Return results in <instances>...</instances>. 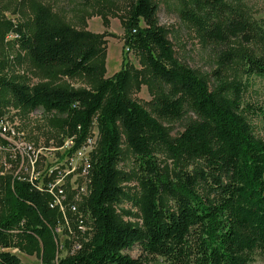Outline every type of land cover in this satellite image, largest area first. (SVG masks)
I'll return each mask as SVG.
<instances>
[{
  "label": "trees",
  "instance_id": "trees-1",
  "mask_svg": "<svg viewBox=\"0 0 264 264\" xmlns=\"http://www.w3.org/2000/svg\"><path fill=\"white\" fill-rule=\"evenodd\" d=\"M181 2L182 18L204 44L219 47L222 66L236 64L246 74L264 78V24L252 17L245 0ZM124 26L127 47L163 86L152 114L127 96L126 68L102 77L97 62L104 51L96 35L58 22L49 9L39 8L32 31L17 37L36 64L63 68L68 76L98 77L97 87L29 86L6 78L0 79V87L20 106L52 116V125L73 137L71 151L84 144L94 126L98 137L90 160L89 195L78 213L85 230L78 215L69 213L64 256L57 229L65 223L50 208L49 196L30 182L0 176L5 203L0 264H22L9 250L15 233L36 246L42 264H147L127 253L135 245L146 258L160 256L167 264H253L256 255H264V141L242 113L241 88L223 82L212 91L205 79L176 59L154 0H130ZM187 111L196 119L178 135L160 122L180 120ZM123 143L145 174L154 172L159 155L180 165L177 187L143 179L141 225L124 222L115 211L125 194L121 182L127 180L117 168Z\"/></svg>",
  "mask_w": 264,
  "mask_h": 264
},
{
  "label": "rangeland",
  "instance_id": "rangeland-1",
  "mask_svg": "<svg viewBox=\"0 0 264 264\" xmlns=\"http://www.w3.org/2000/svg\"><path fill=\"white\" fill-rule=\"evenodd\" d=\"M154 1L158 6L159 24L165 30L176 59L205 79L212 91L217 92L223 82H228L232 88L240 87L242 113L257 139L264 141V78L246 74L242 66L236 64L222 66L219 47L204 44L194 27L182 18L181 0ZM129 3L130 0H0V79H11L29 86L88 90L97 87L98 77L85 74L68 76L63 68L51 69L36 64L28 51L18 43L17 37L22 35V31H32L37 10L47 8L56 21L98 37L104 51L97 62L102 68V77L111 78L126 68L130 72L127 96L152 114L153 100L163 86L152 78L140 55L126 45L124 22ZM245 3L252 17L264 24V0H245ZM51 118L41 109L32 110L20 106L8 90L0 87V126L7 128L4 134H0V158H4L6 152L10 155L13 150L6 141L27 143L33 146L34 152H42L49 147L62 149L63 143L70 141L67 135L52 125ZM195 119L187 111L180 120L160 122L174 136ZM96 130L94 126L93 132L96 133ZM1 147L3 150L5 147L10 149V152L2 151ZM41 156L43 166L56 160L44 154ZM33 160L36 161V158ZM156 164L154 172L143 173L132 151L125 143L122 144V156L117 168L126 174L127 180L121 182L125 194L115 204V211L124 222L142 224V206L146 193L143 179L158 183L163 181L177 187L175 175L180 168L179 162L159 155ZM4 211L5 203L0 196V215ZM57 234L59 253L64 256L70 234L68 227L60 225ZM12 239L14 245L10 251L20 258L22 264H42L41 252L35 245H31L19 233L13 234ZM127 253L134 258H142L147 264H167L166 259L160 256L146 258L139 245L133 246ZM253 264H264V255H256Z\"/></svg>",
  "mask_w": 264,
  "mask_h": 264
},
{
  "label": "built area",
  "instance_id": "built-area-1",
  "mask_svg": "<svg viewBox=\"0 0 264 264\" xmlns=\"http://www.w3.org/2000/svg\"><path fill=\"white\" fill-rule=\"evenodd\" d=\"M7 128L0 126V134ZM98 132H93L78 149L74 147V139L63 143L62 149L45 148L42 152H34L33 146L24 142L6 141L10 149L1 147L2 151H9L10 155L0 158L1 172H10L16 180H31L36 184L37 191L49 196V206L56 209L62 216L65 226L69 229V213H80V205L89 195V173L91 169V154L97 143ZM42 154L56 158L55 161L42 165ZM45 156V157H46ZM29 158H36V166H29ZM80 162V163H79ZM82 179V180H81ZM80 228L85 230L84 218L77 216ZM70 230V229H69ZM12 248V247H11ZM9 248V250H11Z\"/></svg>",
  "mask_w": 264,
  "mask_h": 264
},
{
  "label": "bare ground",
  "instance_id": "bare-ground-1",
  "mask_svg": "<svg viewBox=\"0 0 264 264\" xmlns=\"http://www.w3.org/2000/svg\"><path fill=\"white\" fill-rule=\"evenodd\" d=\"M68 139H69V138H68ZM69 141H70V139H69ZM35 163H36V161H34L33 158H29V166H35ZM1 175H5V174H2V172H1ZM10 175H11V174H9V176H10ZM11 176H12V175H11ZM25 181L32 183L31 180H25ZM33 185H35V187L37 188L36 184H33Z\"/></svg>",
  "mask_w": 264,
  "mask_h": 264
}]
</instances>
